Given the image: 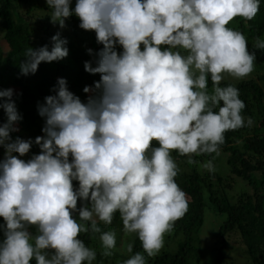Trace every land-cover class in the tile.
<instances>
[{
  "label": "clouds",
  "instance_id": "clouds-1",
  "mask_svg": "<svg viewBox=\"0 0 264 264\" xmlns=\"http://www.w3.org/2000/svg\"><path fill=\"white\" fill-rule=\"evenodd\" d=\"M71 3L46 0L50 19L63 28L75 15L81 29L95 32L102 47L87 49L93 59L83 66L100 78L83 88L85 102L58 78L55 94L37 103L44 125L34 140L13 139L22 116L13 89L0 90L6 114L0 124V264H93L96 252L79 234L100 233L104 255L111 256L116 234L101 232L99 222L111 224L117 212L123 231L136 234L143 249L123 264H147L188 209L172 152L197 163L193 156L219 153L226 131L252 123L242 115L239 90L221 82L225 74L242 79L254 70L246 37L228 25L235 17L253 19L260 0ZM51 41L50 49L25 51L20 74L68 55L59 32ZM254 47L264 49V40L257 38ZM33 144L40 153L22 159ZM201 167L215 170L211 159Z\"/></svg>",
  "mask_w": 264,
  "mask_h": 264
},
{
  "label": "trees",
  "instance_id": "trees-1",
  "mask_svg": "<svg viewBox=\"0 0 264 264\" xmlns=\"http://www.w3.org/2000/svg\"><path fill=\"white\" fill-rule=\"evenodd\" d=\"M74 4L75 0H72L71 6ZM51 12L46 0H0V90L13 89L12 99L22 116L16 122L18 131L11 133L13 139L19 136L34 140L43 135L44 120L38 115L37 103H43L45 96L55 94L53 88L58 78H65L68 89L82 102L89 95L83 88L91 87L100 78L99 74L86 72L83 66L85 61L93 59L87 49L95 53L102 47L96 41L95 32L81 29L75 15L66 18L65 26L61 28L51 21ZM228 26L246 37L249 52L255 53L254 70L242 79L225 75L221 86L231 84L239 90L245 104L242 115L245 120L251 118L252 123L226 131L219 153L193 156L197 163L189 164V157L172 152L179 169L175 181L187 195L188 209L165 235L164 247L159 254L146 257L147 264H198L200 230L207 204L215 213L224 216L216 230V253L210 264H231L224 250L231 243L234 249L237 245L241 251L238 253L244 258L241 264H264V49L254 47L257 38L264 40V0H260L259 11L253 19L235 17ZM57 32L67 40L68 55L59 61L41 62L34 74H20L19 65L25 58V51L43 45L50 49L51 37ZM116 50L122 51L119 45ZM211 86L209 80V89ZM5 121L6 114L0 108V124ZM153 146H157L155 141ZM40 151L39 146L33 144L29 153L21 158L30 159ZM3 156L4 149L0 147V159ZM209 159L214 164L213 172L201 167ZM72 183L75 190L78 181ZM81 203L78 198L77 208ZM3 223L0 217V225ZM99 227L101 232L116 234V247L111 250V256H105L100 233H80L79 238L84 244L96 252L93 264H123L136 252L143 253L138 236L123 231L118 212L111 224L99 222ZM29 230L36 234L35 226H30ZM128 243L133 244L132 253L127 252Z\"/></svg>",
  "mask_w": 264,
  "mask_h": 264
},
{
  "label": "rangeland",
  "instance_id": "rangeland-1",
  "mask_svg": "<svg viewBox=\"0 0 264 264\" xmlns=\"http://www.w3.org/2000/svg\"><path fill=\"white\" fill-rule=\"evenodd\" d=\"M225 75L228 76V74ZM210 207L211 206L210 205L208 206L207 204L204 210V222L200 230L201 258L198 264H210L211 261L213 260L214 255L216 253V245H215V241L217 239L216 230L224 218L222 214L215 213L214 209ZM235 249L233 248V244L231 243L230 245L225 247L224 250L227 254L229 263L241 264V261H244V258L242 255L238 254L241 251L237 245L235 246Z\"/></svg>",
  "mask_w": 264,
  "mask_h": 264
}]
</instances>
